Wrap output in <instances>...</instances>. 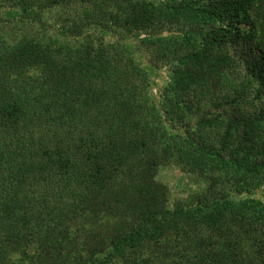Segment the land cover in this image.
<instances>
[{
    "label": "trees",
    "instance_id": "1",
    "mask_svg": "<svg viewBox=\"0 0 264 264\" xmlns=\"http://www.w3.org/2000/svg\"><path fill=\"white\" fill-rule=\"evenodd\" d=\"M1 24L0 264H264V0H0ZM170 165L196 205L169 208Z\"/></svg>",
    "mask_w": 264,
    "mask_h": 264
},
{
    "label": "rangeland",
    "instance_id": "2",
    "mask_svg": "<svg viewBox=\"0 0 264 264\" xmlns=\"http://www.w3.org/2000/svg\"><path fill=\"white\" fill-rule=\"evenodd\" d=\"M62 13L60 11H55L54 16H60ZM52 16V13L50 14ZM35 28H39L35 26ZM22 28L14 27L11 24H1L0 25V34L3 36L9 35L11 32L15 31L13 37L22 36ZM38 31H43L39 29H34ZM49 33V32H48ZM31 35L44 36L45 32H30ZM12 35V34H11ZM53 36V33H49ZM169 33H161L158 37H167L170 36ZM47 36V35H46ZM147 39V40H146ZM152 39L148 35H141L140 38H135L131 41V47L129 48L130 52L127 55V58L133 60L137 67L142 68L149 74L148 79L150 82L151 93L157 100H160V94L172 83L171 68L172 65H165L161 63H155L152 55L149 53L148 40ZM112 41L116 39L112 38ZM146 40V41H145ZM157 181L167 186L169 189V208L173 209L175 205H185L193 206L197 204V198L206 191L207 186L200 181H197L193 176L182 172L177 166L170 165L160 169L157 175ZM256 197H261L264 195L263 192L259 191L256 194ZM264 199V198H263ZM17 261V260H16Z\"/></svg>",
    "mask_w": 264,
    "mask_h": 264
}]
</instances>
